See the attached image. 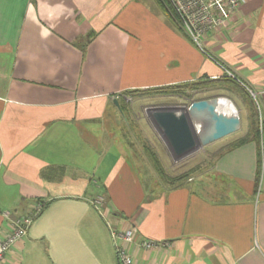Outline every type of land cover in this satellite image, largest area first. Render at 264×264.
Instances as JSON below:
<instances>
[{"label":"crops","instance_id":"crops-1","mask_svg":"<svg viewBox=\"0 0 264 264\" xmlns=\"http://www.w3.org/2000/svg\"><path fill=\"white\" fill-rule=\"evenodd\" d=\"M153 7L0 0V232H8L3 212L16 219L45 205L0 264H119L115 244L134 264H264V141L220 154L165 191L107 137L124 92L224 70L249 88L264 85V0H241L206 35L209 55ZM258 107L264 119V96ZM244 126L242 135L246 112ZM97 196L112 230L136 229L133 242H113L91 204ZM144 239L161 245L144 250Z\"/></svg>","mask_w":264,"mask_h":264},{"label":"rangeland","instance_id":"rangeland-1","mask_svg":"<svg viewBox=\"0 0 264 264\" xmlns=\"http://www.w3.org/2000/svg\"><path fill=\"white\" fill-rule=\"evenodd\" d=\"M152 2L154 5L153 8L158 9L157 11H161L162 15H165L166 21L168 20L169 23L178 26L168 11L161 8L155 0H152ZM156 10L151 9V13L155 15ZM184 37L199 53L209 55L207 53L209 52L208 47L205 43L206 37L201 38L202 47L197 46L185 35ZM219 65H221L223 70L226 68L222 62ZM147 88L149 87H141L139 90H145ZM125 93L127 92L122 93L123 97L117 100L119 108L113 103L116 109L113 110L114 112L110 115L107 122L108 140L117 143L119 147L117 149L118 152L124 153L125 156L129 157L141 172L151 171L157 174L156 181L159 185L163 184L158 176L159 169L168 177H176L185 172H189L190 178L197 177L212 167L215 158L225 146L243 136L245 127L244 114L246 112L245 104L242 94L234 90L205 88L190 91L187 97L175 95L125 96ZM125 97L128 98L125 99ZM214 97H223L234 105L241 120L239 131L206 147L200 148L185 158L174 160L160 135L150 124L148 120L149 110L156 107H187L192 101L207 100ZM258 188L259 186L257 187V192L259 191Z\"/></svg>","mask_w":264,"mask_h":264},{"label":"built area","instance_id":"built-area-1","mask_svg":"<svg viewBox=\"0 0 264 264\" xmlns=\"http://www.w3.org/2000/svg\"><path fill=\"white\" fill-rule=\"evenodd\" d=\"M165 3L168 13L177 22L181 32L190 41L202 47L201 38L226 25L232 14L240 7L241 0H165ZM225 74L235 79L247 90L258 110L259 97L264 96V85L252 89L237 80L229 71L225 70ZM106 203L104 196H97L91 204L105 220L113 242L116 240L128 244L133 242L137 233L134 227H129L123 232H116L110 228L105 213ZM42 207V203L36 202L29 214L16 219H11L8 212L2 213V217L8 224V232L5 234L0 232V263L5 254L24 238L29 227L40 214ZM138 245L144 250H151L161 244L144 239ZM115 251L119 264H134L125 248L115 244Z\"/></svg>","mask_w":264,"mask_h":264},{"label":"water","instance_id":"water-1","mask_svg":"<svg viewBox=\"0 0 264 264\" xmlns=\"http://www.w3.org/2000/svg\"><path fill=\"white\" fill-rule=\"evenodd\" d=\"M119 108L117 99L113 100ZM229 107H224L227 104ZM148 120L174 160L239 131L241 120L234 105L223 97L192 101L187 107H156Z\"/></svg>","mask_w":264,"mask_h":264},{"label":"trees","instance_id":"trees-1","mask_svg":"<svg viewBox=\"0 0 264 264\" xmlns=\"http://www.w3.org/2000/svg\"><path fill=\"white\" fill-rule=\"evenodd\" d=\"M156 3L167 11L165 0H155ZM223 89V90H231L236 91L237 93L242 94L245 104V110L247 114V119L249 122V130L238 139L230 142L227 146H225L218 156L226 151H230L234 148H238L240 146H243L249 142H255L260 147L261 140L264 141V119L259 120V116L257 113V109L255 106V103L253 102L252 98L250 97L247 90L235 79L228 77L226 74L211 79L206 76L199 77L191 82L186 83H180L176 85H168V86H162L157 88H151L146 90H137V91H129L125 93V96L132 95V96H138V95H164V96H180V97H187L188 93L190 91H196L201 89ZM119 100V99H118ZM258 157H259V164H260V148L258 151ZM158 176L160 177V180L163 182L162 188H164L165 191H170L172 189L178 188L186 184L189 177V172L182 173L176 177H168L165 175L162 170L159 169ZM259 177V174H258ZM45 207L43 205L42 209Z\"/></svg>","mask_w":264,"mask_h":264},{"label":"bare ground","instance_id":"bare-ground-1","mask_svg":"<svg viewBox=\"0 0 264 264\" xmlns=\"http://www.w3.org/2000/svg\"><path fill=\"white\" fill-rule=\"evenodd\" d=\"M223 106H224V107H227V108L229 107L228 103H227V104H223Z\"/></svg>","mask_w":264,"mask_h":264}]
</instances>
